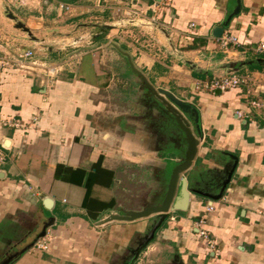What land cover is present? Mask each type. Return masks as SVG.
<instances>
[{
    "label": "crops",
    "instance_id": "1",
    "mask_svg": "<svg viewBox=\"0 0 264 264\" xmlns=\"http://www.w3.org/2000/svg\"><path fill=\"white\" fill-rule=\"evenodd\" d=\"M131 6L146 15L129 22ZM219 26L242 46L264 41V0H0V57L33 49L59 70L45 86L0 67V264H126L153 224L98 223L160 200L167 159L183 151L155 101L143 106L148 92L124 52L156 88L196 109L188 187L213 194L232 172L221 198L190 194L132 264H264V56L222 52ZM231 72L245 81L204 87ZM257 99L262 106L250 107ZM48 222L47 249L22 250Z\"/></svg>",
    "mask_w": 264,
    "mask_h": 264
},
{
    "label": "water",
    "instance_id": "2",
    "mask_svg": "<svg viewBox=\"0 0 264 264\" xmlns=\"http://www.w3.org/2000/svg\"><path fill=\"white\" fill-rule=\"evenodd\" d=\"M18 27L24 28V30L28 31L27 28L22 24H18ZM222 32L223 27L219 26L213 30L212 34L215 37H220ZM124 55L129 61L130 69L132 70V72L137 74L140 78L144 89L147 90L148 93L154 95L157 108L161 109L164 113L166 111V116L170 120L171 124L177 128V133H180L181 140L183 142L182 153L178 154L176 152L174 153L175 158L167 159L165 165L166 184L160 200L139 210H131L128 212L126 211L123 213L114 214L111 213L98 222L99 224H103L112 220L133 221L136 219L153 216L154 222L150 227L149 236L145 235V240L136 247L134 252H132V257L126 263L132 264L133 261L137 258L139 252L147 245L148 242H150L154 238L156 231L161 227V225L167 218L168 212L186 210L190 194L202 195L210 198L211 200L221 198L226 189V186L230 181L232 172H228L227 176L221 181L219 185L216 186L213 194L203 193L199 190L188 187L187 179L184 174L188 170L192 163V160L194 159L198 144L197 136H201L199 124L196 122V109L192 106L191 103L179 99L171 91L162 88H156L147 80V78L142 73H140L133 66V64L129 60V55L125 52ZM258 60L264 62V59ZM193 115L194 119L191 118L193 117ZM191 125L194 126V129ZM170 153H172V151ZM175 154H177L178 156ZM51 225L52 222L45 223L41 231L35 236L32 242L22 250H25L28 247H33L35 242L46 234L47 228ZM12 257H14V255L8 258L7 263ZM180 264H183L182 261H180Z\"/></svg>",
    "mask_w": 264,
    "mask_h": 264
},
{
    "label": "built area",
    "instance_id": "3",
    "mask_svg": "<svg viewBox=\"0 0 264 264\" xmlns=\"http://www.w3.org/2000/svg\"><path fill=\"white\" fill-rule=\"evenodd\" d=\"M13 5L19 6L26 4L27 0H9ZM165 2H168L170 0H164ZM146 15V10L140 9L139 7H132L128 10L127 16L129 22H134L138 17H142ZM149 21L154 22V18L149 19ZM218 44L219 48L222 52L228 54L234 51H238L241 54H245L246 52H250L255 55H261L264 56V41L257 42L253 45L248 46H242L239 40L236 36L233 34L224 33L221 34L220 37H218ZM12 66L18 70H22L34 78H38L41 83H43L45 86L50 85L53 77L55 76V72H58L57 66H53L48 60L37 58L35 55V52L33 49H22L20 47H16L14 50V53L10 55V57H0V67H7ZM245 78L243 76H240L236 73H228L225 75L220 76H212L208 78L204 82V87L211 91V92H217V91H224L228 89H232L237 87L241 82H244ZM262 102L257 100H251L250 107L253 108H259L262 106ZM35 117L32 121L35 122ZM18 121H9L4 119L2 121L3 126H18ZM4 156L3 154L0 155V162L3 161ZM212 206H207L206 211L212 210ZM198 224L202 225L204 224V219L200 218L198 220ZM198 235L201 237H204L207 246L209 248L214 247L213 240L209 239V236L207 232L204 229H198ZM46 234L38 239L35 243V246L40 249H47V242L48 239L46 238Z\"/></svg>",
    "mask_w": 264,
    "mask_h": 264
},
{
    "label": "rangeland",
    "instance_id": "4",
    "mask_svg": "<svg viewBox=\"0 0 264 264\" xmlns=\"http://www.w3.org/2000/svg\"><path fill=\"white\" fill-rule=\"evenodd\" d=\"M9 1V0H8ZM10 3H11V1H9ZM11 4H13V3H11ZM123 79V78H122ZM128 84V85H127ZM126 85H127V88L126 89H128V93H130L131 92V89H132V87H131V85H129V83H126ZM143 86V85H142ZM147 92V91H146ZM154 96V95H153ZM144 100H142L143 101V106H146V107H149L150 106V103L152 102V101H155V97H154V99H152V96L150 95V93H148V95L146 96H143L142 97ZM124 103H128L127 101H124ZM126 104H124V105H126ZM157 106H154L153 108H156ZM149 111V110H148ZM151 114H153L154 113V115L156 116V113L158 112L157 110H154V109H150V111H149ZM167 113H166V111H165V115H166Z\"/></svg>",
    "mask_w": 264,
    "mask_h": 264
},
{
    "label": "flooded vegetation",
    "instance_id": "5",
    "mask_svg": "<svg viewBox=\"0 0 264 264\" xmlns=\"http://www.w3.org/2000/svg\"><path fill=\"white\" fill-rule=\"evenodd\" d=\"M200 191V190H199ZM175 212H178V211H171V212H168L167 213V218L169 219H174V214H175ZM150 229H148V231H147V233L145 234V235H147V236H149V234H150V231H149ZM145 235H136L135 236V241H136V244H135V246H139V244L141 243V242H143L144 240H145ZM146 236V237H147ZM144 251V249L141 251V252H143Z\"/></svg>",
    "mask_w": 264,
    "mask_h": 264
}]
</instances>
